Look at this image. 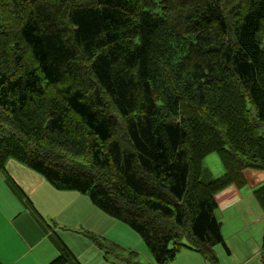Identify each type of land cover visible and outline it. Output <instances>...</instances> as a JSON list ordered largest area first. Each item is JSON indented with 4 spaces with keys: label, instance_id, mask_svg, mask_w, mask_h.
Returning a JSON list of instances; mask_svg holds the SVG:
<instances>
[{
    "label": "trees",
    "instance_id": "16d2710c",
    "mask_svg": "<svg viewBox=\"0 0 264 264\" xmlns=\"http://www.w3.org/2000/svg\"><path fill=\"white\" fill-rule=\"evenodd\" d=\"M8 4L18 21L0 46V172L11 157L87 194L156 264L182 247L217 264L213 247L229 251L214 195L264 170V0ZM210 150L224 168L215 180L199 176ZM255 194L264 209V185ZM60 251L46 264L74 259Z\"/></svg>",
    "mask_w": 264,
    "mask_h": 264
},
{
    "label": "rangeland",
    "instance_id": "374dc122",
    "mask_svg": "<svg viewBox=\"0 0 264 264\" xmlns=\"http://www.w3.org/2000/svg\"><path fill=\"white\" fill-rule=\"evenodd\" d=\"M164 5V8L168 9L172 4L165 2ZM10 8L8 0H0V19L3 20L0 27L6 32L5 35L0 33L1 48L7 45L8 38L15 35L14 23L18 19L9 11ZM159 30L155 34V42L159 36L167 34L163 28ZM25 54L27 55V52ZM82 64L80 60L78 66ZM84 76V82L90 86L91 81L85 73ZM237 105L238 103L233 102L234 108L231 111L242 116ZM226 106L224 103L220 109L230 113V108ZM121 129L120 126L119 138H123ZM206 134L214 136L215 139L217 137L214 131ZM194 165L197 172V163ZM223 173V165L215 150L208 151L200 158L201 179L215 180ZM8 177L14 183L9 182ZM237 187L240 190V199L231 203L228 197H224V201L220 202L214 211L216 219L221 223V234L229 252L222 244H217L213 247V253L217 264H264V209L256 198V190L248 187L245 182ZM2 188L6 190L7 195L0 196V204L14 212L15 217L19 216L16 221L40 223L41 235L51 230L53 233L42 245L54 248L55 243L59 246L63 244L75 254L80 264H156L138 233L92 204L87 194L77 192L75 194H78L79 198L74 200L65 197L63 194H67V191L54 189L39 173L14 158H6L5 169L0 172V189ZM56 203L69 204V213L56 214L52 208V204ZM73 214L77 215L71 217ZM56 220L61 223L57 224ZM182 242L187 243L186 239ZM61 254L58 250L51 259ZM19 264H25L24 260ZM165 264L211 263L199 253L182 247L175 258Z\"/></svg>",
    "mask_w": 264,
    "mask_h": 264
},
{
    "label": "crops",
    "instance_id": "0c3cea01",
    "mask_svg": "<svg viewBox=\"0 0 264 264\" xmlns=\"http://www.w3.org/2000/svg\"><path fill=\"white\" fill-rule=\"evenodd\" d=\"M243 181L246 185H248V187L253 188L254 191L257 190L264 185V170L246 169L243 171ZM46 183L48 182L46 181ZM63 191L68 192L67 194H63L65 197L71 198L72 200L79 198L78 194H75L77 193L76 191ZM3 195H7V192L2 188L0 189V196L3 197ZM214 197L218 208V204L224 201V197H228L231 203L239 200L240 190L234 183H232L217 191ZM69 207L70 205L66 203L52 204V208L55 210L56 214H61L63 212L69 213V211H67ZM38 212L40 213V211ZM76 215L77 214H73L71 217ZM18 217L19 216L15 217L14 212H12L8 207L0 204V264H19L23 260L25 264L48 263L52 260L51 258L54 256V253H57L58 250L63 248V244L59 246L58 243H55L54 248H50V246H46V244L42 245L43 241L46 238L48 239L53 232H51V230H47L43 235H41L40 231L42 226L40 223L36 224L33 221H16V219H19ZM56 223L60 224L61 222L60 220H56ZM71 253L74 259L72 258L73 260H68L65 264H80L79 261L76 260L75 254L73 252Z\"/></svg>",
    "mask_w": 264,
    "mask_h": 264
}]
</instances>
